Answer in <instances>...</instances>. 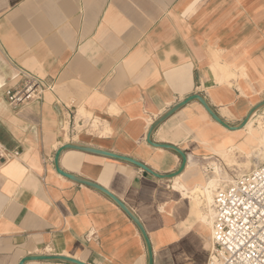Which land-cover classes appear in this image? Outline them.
<instances>
[{"label":"crops","instance_id":"1","mask_svg":"<svg viewBox=\"0 0 264 264\" xmlns=\"http://www.w3.org/2000/svg\"><path fill=\"white\" fill-rule=\"evenodd\" d=\"M27 74L49 90L42 101L15 110L6 95ZM192 95L231 126L264 101V0H0V145L15 155L0 170V264L35 255L149 264L129 216L107 195L57 173L54 158L76 143L133 158L161 175L175 173L180 155L152 147L147 135ZM80 110L112 132L90 133L83 118L81 132L70 136L64 128L76 126ZM261 119L264 108L251 121ZM247 129L227 130L194 100L152 136L187 155L174 179L75 150L65 151L59 165L107 189L137 216L153 264H208L210 221L186 195L204 176L222 174L221 161H209L242 146Z\"/></svg>","mask_w":264,"mask_h":264},{"label":"built area","instance_id":"2","mask_svg":"<svg viewBox=\"0 0 264 264\" xmlns=\"http://www.w3.org/2000/svg\"><path fill=\"white\" fill-rule=\"evenodd\" d=\"M48 90L40 78L27 74L19 87L8 91L6 99L17 110L42 101ZM77 129L74 125L68 134L74 137ZM14 158L0 145V170ZM203 170L215 173L212 167ZM211 206L208 264H264V162L217 188Z\"/></svg>","mask_w":264,"mask_h":264},{"label":"water","instance_id":"3","mask_svg":"<svg viewBox=\"0 0 264 264\" xmlns=\"http://www.w3.org/2000/svg\"><path fill=\"white\" fill-rule=\"evenodd\" d=\"M197 100L199 101L205 108V110L209 113V115L221 126H223L224 128H226L229 131H238V130H242L244 128H246V126L248 125V123L251 121V119L260 111L264 108V101L258 103L257 105H255L250 112L248 113V115L246 116V118L244 119V121H242L239 125L236 126H231L229 124H227L225 121H223L216 113L215 111L209 106V104L207 103V101L200 95H192L190 97H188L187 99H185L184 101L178 103L177 105H175L174 107H172L171 109H169L166 113H164L161 117H159L154 123L153 125L150 127L148 135H147V143L149 145H151L154 148H158V149H165V150H169V151H173L175 153H177L178 155H180V157L182 158V165L180 167V169L178 171H176L175 173L172 174H168V175H161L156 173L155 171H153L152 169H150L149 167H147L145 164H143L140 161H137L133 158L130 157H125L122 155H118L109 151H105V150H101V149H96L93 147H89L86 145H81V144H76V143H70L67 145H64L63 147H61L54 158V165H55V169L57 171V173H59L60 175L87 187L93 188L97 191H100L101 193L107 195L110 199H112L128 216L129 218L135 223V225L138 227V229L140 230L146 246H147V252H148V261L149 264H153V252L151 249V244L149 242V239L147 237V234L145 232V229L142 225V223L140 222V220L137 218V216L125 205L123 204L115 195H113L110 191H108L107 189L103 188L102 186L89 181L87 179L78 177L76 175L73 174H68L64 171H62L60 169V158L61 155L67 151V150H75V151H80V152H84V153H89V154H94V155H99V156H103L106 158H110V159H114V160H118L121 162H125L131 165H134L138 168H140L141 170H143L144 172L148 173L149 175L155 177L156 179L159 180H164V181H168L171 179H174L176 177H178L179 175H181L185 169V167L187 166V162H188V157L187 155L178 147L173 146V145H168V144H157L154 143L152 141V136L153 133L157 130V128L164 123L167 119H169L171 116H173L175 113H177L179 110H181L182 108H184L187 104H189L190 102ZM32 261H49V262H65V263H70V264H86L82 261H79L77 259H73L70 257H65V256H29L24 258L20 264H26L28 262H32Z\"/></svg>","mask_w":264,"mask_h":264},{"label":"rangeland","instance_id":"4","mask_svg":"<svg viewBox=\"0 0 264 264\" xmlns=\"http://www.w3.org/2000/svg\"><path fill=\"white\" fill-rule=\"evenodd\" d=\"M84 117L85 118L88 117L87 120H89L86 121V125L92 126L91 114H87ZM258 124L259 121H253L251 127H249L246 130V136L242 146L231 148L227 150V153L216 152L215 153L216 158L214 160L209 161L211 162L212 165H214L213 162H216V160L219 159L221 161L219 163H220V168L222 170V174L218 169L219 171L216 172L217 175L215 174L214 177L204 176L202 182L194 189L195 191L197 190L196 191L197 193L195 194L192 193L194 192L193 190L191 193L186 195V197L190 198L194 202V204L197 205V208L201 210L200 217L203 219V221L205 222H207L208 220L210 221L212 214L211 211L212 202L207 205L206 200L201 196L202 193L200 192V190L203 191L204 187H209L210 191H212V197H214L215 190L217 188L230 184L234 180V177H240L251 173L254 169H256L259 165H261L264 162V138L260 139L259 136L256 135L257 134L256 129L258 127ZM86 125L84 124L85 127ZM76 126L78 128L77 132H81L82 129L79 128L80 125L77 124ZM64 129L65 132L68 131L67 125ZM250 139L253 140V144L248 145L247 141ZM227 156H229L230 158H227ZM227 161H229V163ZM191 166L194 165L191 164ZM196 167L198 168L197 164ZM213 179H215L214 180L215 186L210 188L211 185L210 183L213 181ZM209 224L210 227L212 228L211 222Z\"/></svg>","mask_w":264,"mask_h":264},{"label":"bare ground","instance_id":"5","mask_svg":"<svg viewBox=\"0 0 264 264\" xmlns=\"http://www.w3.org/2000/svg\"><path fill=\"white\" fill-rule=\"evenodd\" d=\"M84 114L87 115V112L84 111V110L83 111L82 110L79 111L78 117H77V120H76V123L78 125H79L80 120L83 119V118H85L84 117L85 116ZM92 122L93 123H92V126H91L90 133H94V134H97L99 136H107V135H109L112 132V130L109 128V125H108V123L106 121H102V119L95 118ZM252 124H253V121H250L246 127L249 128V127H251ZM256 131H257V134L256 135L259 136L260 139H263L264 138V119H261L259 121V124H258V127H257ZM189 166H191V164ZM186 174H188V173H186ZM216 175H217V173H216ZM214 180L215 179H213V181L210 183L211 184L210 185V188L215 186V181ZM178 187L180 189H183L184 188L182 185H180ZM196 191L194 190V192H192V193L195 194V193H197ZM200 192L202 193L201 196L206 200L207 205L209 203H211V202L213 203L214 197H212V191H210L209 187H204L203 188V191L200 190Z\"/></svg>","mask_w":264,"mask_h":264}]
</instances>
